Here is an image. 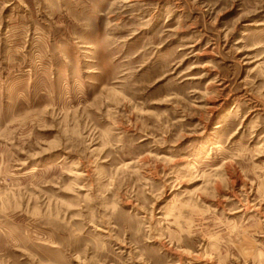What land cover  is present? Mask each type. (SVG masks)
Listing matches in <instances>:
<instances>
[{
    "label": "rangeland",
    "instance_id": "374dc122",
    "mask_svg": "<svg viewBox=\"0 0 264 264\" xmlns=\"http://www.w3.org/2000/svg\"><path fill=\"white\" fill-rule=\"evenodd\" d=\"M0 264H264V0H0Z\"/></svg>",
    "mask_w": 264,
    "mask_h": 264
}]
</instances>
